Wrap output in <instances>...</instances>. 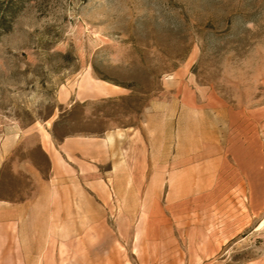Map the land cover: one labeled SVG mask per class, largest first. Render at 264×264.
I'll use <instances>...</instances> for the list:
<instances>
[{
	"label": "rangeland",
	"instance_id": "rangeland-1",
	"mask_svg": "<svg viewBox=\"0 0 264 264\" xmlns=\"http://www.w3.org/2000/svg\"><path fill=\"white\" fill-rule=\"evenodd\" d=\"M3 144L0 198L73 196L44 264H264V0L26 2Z\"/></svg>",
	"mask_w": 264,
	"mask_h": 264
},
{
	"label": "crops",
	"instance_id": "crops-1",
	"mask_svg": "<svg viewBox=\"0 0 264 264\" xmlns=\"http://www.w3.org/2000/svg\"><path fill=\"white\" fill-rule=\"evenodd\" d=\"M7 150L9 146L0 147V165ZM71 212V193L41 189L19 201L0 198V264H44L46 251L58 253V231L71 230L65 222L58 224L55 216Z\"/></svg>",
	"mask_w": 264,
	"mask_h": 264
},
{
	"label": "trees",
	"instance_id": "trees-1",
	"mask_svg": "<svg viewBox=\"0 0 264 264\" xmlns=\"http://www.w3.org/2000/svg\"><path fill=\"white\" fill-rule=\"evenodd\" d=\"M30 0H0V37L12 29L13 20Z\"/></svg>",
	"mask_w": 264,
	"mask_h": 264
}]
</instances>
